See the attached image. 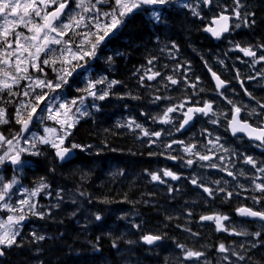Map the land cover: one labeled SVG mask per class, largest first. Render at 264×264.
<instances>
[{
    "label": "trees",
    "instance_id": "1",
    "mask_svg": "<svg viewBox=\"0 0 264 264\" xmlns=\"http://www.w3.org/2000/svg\"><path fill=\"white\" fill-rule=\"evenodd\" d=\"M249 7L254 13V26L247 33L240 35L242 36L240 41H252L264 52V0H251ZM169 15L166 18V27L155 26L144 15H134L123 30L122 40L120 37L113 40L116 48H119L128 58V62L125 64V59H119L118 66L111 65L112 70L114 68L118 70V72L115 71L117 73L115 81H119V83L112 86L109 91L110 102L113 98L119 101L129 92L137 97V91H142L141 99L143 100L152 98V95L145 94V90L154 89V86L146 80L142 82L141 87L134 71L136 69L145 70L148 67L145 64L146 59L152 57L157 62L160 61L154 65L158 72L160 68H164L160 71L162 73L169 72L172 63L161 55L159 49V43L165 39L176 38L180 50L195 68L189 71L193 74H207L200 59L212 57L219 50H224L222 45L208 40L200 32V27L195 22L188 21L182 16ZM159 37L162 39L161 41L158 40ZM141 60L140 64H135ZM47 71L49 72V69ZM144 83H147L148 86H143ZM99 86L100 90H105L104 84H99ZM15 98L16 95H9L8 91L0 92V108L6 110L7 118L11 123L14 116ZM119 105V102L116 105L110 103L107 113L99 117L103 126L82 123L74 132L80 143L92 140L98 145H102L101 153L99 152L96 158L93 157V160L82 159L86 162L77 165L80 160L78 157L73 162L58 166L53 151L47 146H38L36 152L39 154L32 158V166L26 167L20 177L23 184L27 186L42 179L50 182L58 179V182L63 181L73 189L80 190L84 196L89 198L92 204L91 208L105 217L104 222L85 233H81L80 228L74 226L72 220L68 218L42 224V232H46L51 240L35 243L26 238L19 240V246L12 251L15 253H8L5 264H122L123 256L121 253H115L113 244L118 247L119 237L116 236L124 232L117 225L111 229L109 223L113 222L112 208L124 205L123 202L129 199L133 208L144 214L145 211H151V209H147L143 204L151 199L142 189H139L141 186L134 177L128 178L125 183L120 182L119 170L114 176V173L110 172L109 166L115 161L124 171L133 170L137 173L141 167L143 171L148 172L152 162L149 158L151 152L144 149V153L138 154L133 145L127 142L125 135L114 126V117L121 110L120 107H117ZM141 109L146 110V104H143ZM15 127L16 125L13 128L17 130ZM121 148L123 155H120ZM11 176L10 168L0 169V181L3 183H7ZM164 201L166 199L160 197V203L153 204L157 219L154 226L161 229L164 236L169 237L170 234L178 232L181 223L179 219H176L177 215L163 204ZM144 215L149 220V216ZM143 228H138V230L145 231ZM133 240L136 241L137 238L133 237ZM160 254L162 256L153 264H166L174 258L172 253ZM245 256L247 264H264V257L262 260L251 259V253H247ZM151 257L149 253H136L134 259L139 264H152Z\"/></svg>",
    "mask_w": 264,
    "mask_h": 264
},
{
    "label": "snow or ice",
    "instance_id": "2",
    "mask_svg": "<svg viewBox=\"0 0 264 264\" xmlns=\"http://www.w3.org/2000/svg\"><path fill=\"white\" fill-rule=\"evenodd\" d=\"M110 0H96L95 4H91V0H89V3L91 4V8L84 7V0H78L77 7L83 8L84 12H89L95 10V15L88 19L86 21V18L84 15H70L68 17V22H60L61 17L64 15V10L68 7V0H0V17L3 18V24L0 25V41L3 42V45L7 49L13 48V43L15 44V49L11 52L5 51L2 55H0V64L9 65V58L12 56L16 57L15 61V74L8 73L4 69H0V71H4L5 75L8 77L9 80H11V83L0 80V92H3L4 90H8L9 95H21L19 92H12L11 88L13 84H18L19 80L25 79V80H31L32 83L27 85V88L31 90H25L22 95L23 97H29L28 101L22 102L20 107L17 108V123L21 124V133L28 131L29 124L32 123L33 116L37 114V110L40 109V105L43 104L48 99V93L44 91V89H48L50 91H55L56 89H60L63 85H66L69 83L68 77L72 75V72L75 71V68L80 66L79 61L84 59L85 57H95L96 56V50L102 44L105 39L114 32L115 29L118 28L121 24L124 23V20L126 17H129L135 13L140 12L141 10L145 9V6H165L170 3H175L176 0H114V6L112 7L111 11L109 12H100L99 9L96 8L97 4H108ZM212 2V0H203V3L205 5H208ZM235 7L233 8V14L237 20H243L244 24H248V20L245 17H242L239 9L242 8L244 5L241 3V0H234ZM39 5H43L44 8L39 7ZM55 5L54 10L52 11H45V8H49ZM184 7H188L187 4L184 5ZM43 12V15L41 13ZM194 15H199V13L195 12L193 10ZM16 16L15 19H9L10 16ZM153 16H156L157 19L159 17L156 15L155 12H153ZM33 17L40 18L39 23L36 22ZM106 18L105 22H101V18ZM231 17L228 15L221 14L219 17H214L211 21V25H215L217 27L207 26L204 28V31L209 32L213 37L216 39H219L224 32H228L230 30V21ZM254 22V21H253ZM23 25L27 28L29 33H32V35H24L22 32H16L15 29L19 26ZM85 27L88 28L89 31L83 32V33H76V35H82L84 37V40H82L79 44L76 45V50L73 51L71 47L70 42L63 41V37L68 34L69 31H74L76 28ZM235 27H240V24H236ZM92 29H95V31H92ZM55 33V36H52L51 34ZM14 35V41L9 40V36ZM25 41V42H22ZM61 43H65L68 46L66 49L61 50V56L63 59H61V63L65 65H71V62L73 60L77 61V64L71 65V67H62L57 71V69H53L54 71H57V82H53L52 80L47 79H33V77L28 74V66L30 65L33 69L43 73L44 69L40 66L37 61L40 58L41 53H47L50 49V45H59ZM87 45V47H85ZM175 47V45H173ZM239 48V46H237ZM34 49V51H33ZM240 51L243 52L245 56L249 57H256V52L253 51L251 48H239ZM65 52L67 55H65ZM27 53V56L24 54ZM261 61H264V55H261L259 58L254 60V63H259ZM49 60L45 59L43 60L44 65L49 64ZM55 63V61H52ZM149 64L153 63L152 59H149ZM23 65V67H22ZM207 66V65H206ZM208 71L211 73L213 80L216 84V91L217 94L222 98L227 100L228 104L232 105V115L231 118L228 120V128L231 129L232 134L236 135L238 132L245 133L250 139H254L257 141H260L261 144H264V125L261 126H252L249 124L246 120H242L240 118V113L242 111L241 107H238L232 100L228 99L224 96L223 92L220 90L222 88L226 87V81L221 80V78L217 75L216 72H214L210 67L208 68ZM63 73V74H61ZM147 73H151V75H148ZM161 74L159 72H152V69H147L146 77L148 80H153L157 76H160ZM46 76V73H45ZM237 78H239V73H237ZM144 77H141V80H143ZM166 79L172 84L175 85L178 83L177 79L173 78L172 76L166 77ZM199 82V79L197 78V83ZM106 83L105 79H100L95 82H90L84 89H81L82 92L86 93L87 96L92 97L94 100H105L109 96L108 90H101L99 94L95 91L97 84H104ZM119 83V81H111L107 82V88L110 90L112 86ZM243 86V85H242ZM189 87L196 88V84H190ZM36 88H40L41 91L39 93L35 92ZM200 91H203L201 89ZM246 94L250 95V93ZM31 93H35L34 96L31 95ZM192 95H197V93H193ZM134 99L136 97H133ZM84 96H81L79 99V104H84ZM161 99L160 96H156L155 100L159 101ZM77 100H72L71 105L61 103L59 105V109H64L63 114L59 111V109L56 111L55 116L60 117L63 115L62 120H57V123H60L62 128L66 125L67 128H71L74 126V124L77 122L75 115L72 117H69L68 113L71 111V106L77 105ZM200 102L199 101H191L189 99H185L181 103L177 104L174 107H168L166 108L163 117L159 120L160 123L168 124L170 123L169 114L174 113L178 110H182L185 108L186 104H190L192 106L187 107L186 111L182 112V115L184 117L182 123L179 125V128H177V131L180 129H183L185 125L189 124V122L193 119L195 114H201L204 116H208L211 114L212 116H216L217 113L213 111V103L211 101H204L203 106H197ZM261 108H264V104L260 105ZM41 112H43L45 109H40ZM46 111L49 113L48 118H52V106L49 103L46 105ZM77 112L80 113L81 116L87 115L88 113L86 111H81L80 108L76 109ZM23 113L27 114V119L23 118ZM250 115L252 113H249ZM227 115V114H223ZM6 117V110L4 108H0V123H8V120ZM71 120V123L69 122ZM211 123L215 124L218 122V120H211ZM135 126L136 129H140L145 136H154L159 140L162 133L160 131L155 132H149L148 130L144 129L142 125L137 124L134 120H130L127 124L121 125L123 127L132 128V126ZM46 132L54 131V129H46ZM65 135L59 136L57 140H49L46 136L40 138L41 143L50 144L53 148L56 149V155L59 157L60 160H64L68 153L71 151V149L81 148L80 145L73 144L71 146V149L67 147H62L64 144V140L66 139L67 133L65 128ZM211 135V133H209ZM23 137L18 133L16 136H14L12 139H8L4 137L3 135H0V145H9L11 146L13 144V140L19 141V139H22ZM58 141V142H57ZM220 141V137H215V141H209V143H212L215 147L216 144H218ZM28 142L27 140L25 141ZM155 142V141H153ZM184 144L183 141L174 140L171 143L167 144L166 148H171L172 144ZM33 147L35 145L33 144ZM196 147V145H188L184 146L183 151L187 154H193V149ZM220 147L223 149V145H220ZM28 151V149H25L23 147H20L18 150L12 154L13 149L9 148L7 151H4L2 155H0V165H3L5 161H10L12 165H20L22 163L20 159V154ZM224 151H227V149H224ZM32 155H38V152L31 153ZM199 160L201 161H208L211 159V157L207 154H200L199 152L194 153ZM168 159H176V157H173L171 155L167 156ZM246 163L251 164L253 167H256L255 161L251 157L246 158ZM194 163L192 159H188L186 161V164L188 166H191ZM211 167H217L216 164L210 165ZM259 172L264 173V167H261L258 169ZM163 177H169L172 180H177L180 177L175 174L174 172L170 170H163ZM227 174L229 176H232V172L228 171ZM151 180L153 182H159V183H165V181L161 178L160 174L157 173H150ZM194 185L198 187H203V191L208 193L210 196L213 195V190L204 187L203 185L197 184V180L195 178L191 181ZM17 183L15 179H13L9 183H3L0 181V202L2 203V206L9 212H19L20 214L18 216L10 215L7 217L6 222H0V246L5 247H11L14 243H16V237L19 235V228L15 227L16 225H20L25 219L28 213L31 215L39 216L40 218H43L44 214L41 212H38L37 204L34 203L31 199H20L18 201V208H14L8 203H6L7 200L11 198L10 196V190L13 188V186ZM48 185L41 182V184L34 190L28 193L29 197H35L38 195V193L44 189L47 188ZM255 189L260 191L261 193H264V184L261 183H255ZM220 191H224V189H219ZM83 195V193H82ZM232 193H228V196H231ZM254 200H259L256 197H253ZM106 202V201H105ZM25 208L28 209V212H25ZM238 214L242 216H248L253 218H259L261 221H264V211H258L253 210L251 208L242 207L237 209ZM190 215V213H189ZM96 220H101L100 215H96ZM229 218L227 216H221L219 214L214 215H205L201 217V221H211L216 224L217 231H226L227 229L222 224V221L228 220ZM188 230V229H185ZM231 234L234 235H248L246 232H236L232 231ZM193 235H196V233H193ZM256 237L260 236V233L254 234ZM163 237L160 235H145L143 236V241L147 244H152L156 241L161 240ZM37 240H43V236H37L35 237ZM115 247V244H113ZM255 246V245H253ZM182 250H184L183 245H178ZM218 251L220 253H228V248L224 244H220ZM0 255H3V251H0ZM204 254L199 251H192V250H186L185 252V259L190 258H196L199 259ZM232 255L237 256L238 259H243L244 257L233 252ZM227 259V256L224 257Z\"/></svg>",
    "mask_w": 264,
    "mask_h": 264
},
{
    "label": "rangeland",
    "instance_id": "3",
    "mask_svg": "<svg viewBox=\"0 0 264 264\" xmlns=\"http://www.w3.org/2000/svg\"><path fill=\"white\" fill-rule=\"evenodd\" d=\"M78 1V0H77ZM184 0H176L175 3H170V6H174V5H178L179 8L184 7V3L182 2ZM86 2V0H84V3ZM96 0H91V4H95ZM77 4V2H76ZM114 6V0H110V2L108 4H97L96 8L100 10V12H109L111 10H105L106 8H110ZM39 7L44 8L42 6L39 5ZM55 7V5H53L51 8ZM48 8H45V11H48ZM221 10H229V6L228 4L224 3V1L222 0V5H221ZM92 14H87L84 12V16L86 18V16H88L87 19L92 18L95 15V10L91 11ZM41 15H43V12L41 13ZM157 15V14H156ZM156 17V16H155ZM16 16H10L9 19H15ZM33 19L36 20L37 23L41 22L40 18L37 17H33ZM106 18H101V22H105ZM3 24V18L0 17V25ZM120 26H118L119 28ZM88 28L85 27H81V28H76L73 32L77 33H82L84 30H86ZM79 30V31H78ZM95 31V29H92V31ZM116 30V29H115ZM16 32H22L24 33V35H32V33H29L27 28L24 27L23 25L17 27L15 29ZM52 36H55V33L51 34ZM75 35L71 34L70 37H66L64 36L62 39L63 41H68L70 42L71 40H73V42L71 43V47L73 49V51L76 50V45L79 44L77 43V39L74 38ZM14 35L9 36V40L14 41ZM25 42V41H22ZM76 42V43H75ZM27 43V42H25ZM68 45L65 43H61L59 45H50L49 46V51L47 53H41L39 60L37 61V63L40 64V66L44 69V72L41 73L35 69H33L30 65L28 66V74H30L33 79L39 78V79H47V80H52L53 82H57V71H54L51 73V75H48L45 71V67H47V65H44L42 62L43 60L47 59V57L49 56L50 53L56 55L55 58H57L59 61H61V59H63V57L61 56V50L62 49H66ZM13 49H15V44L13 43V48L12 49H7L4 45L3 42L0 41V55H2L5 51L7 52H11L13 51ZM34 51V49H33ZM25 56H27V53L24 54ZM65 55H67V53L65 52ZM242 56L245 58H250L249 56H245L242 52ZM15 61H16V57L12 56L9 58V65H4V64H0V68L4 69L5 71H7L8 73H12L15 74ZM77 63V61L73 60L71 62V65ZM60 64H62L60 62ZM65 68L67 67H71V65H65L63 64ZM23 67V65H22ZM58 70L61 68H57ZM154 72V71H152ZM46 73V76H45ZM63 74V73H61ZM88 74V73H85ZM80 75L79 76V80L81 81L80 83H87V75ZM148 75H151V73H147ZM146 76V74H145ZM69 78V77H68ZM147 78V77H146ZM0 80H5L9 83H11V80L8 79V77L5 75V73H0ZM152 82H154L153 84L155 86L158 87H163L166 86L167 81H162V80H158V78H155L152 80ZM32 81L31 80H25V79H21L19 80L18 84H13L12 88L18 87L21 90V94L25 91V90H29L31 92L30 89L27 88V85L31 84ZM89 83V82H88ZM22 85V87H21ZM75 85V86H73ZM66 84L63 85L60 89H56L54 92L50 91L48 89H44L45 92L48 93V99L44 102V109H46V105H48L49 103L52 106L53 112H52V118H48L49 117V113L46 111L45 115L42 116L45 120L48 121H41L39 123V128L41 129V131L39 132L37 131H32L28 137L24 138V139H19V141L13 140V144L11 146L9 145H0V155H2L4 153V151H7L9 148L13 149L12 154H14V152L16 150H18L20 147H23L25 149H28V151H25L23 153L20 154V159L22 161V163L20 165H12L10 163V161H5V163L3 165H8L11 166L14 170L19 171L23 168L24 164H25V159L23 157V155L25 154H31L32 153V145L33 143H35L36 141H40V138L42 137H47L49 140H57V138L59 136H63L65 135V128L67 133L71 132V128H67V126L65 125L64 128H62L60 123H57V120H62L63 119V115H61L60 117H56L55 113L56 111L59 109V105L61 103H65V104H69L71 105V101L72 100H77L76 96H72V94L78 90V85L77 84ZM83 86V85H82ZM11 88V89H12ZM41 91L40 88H36L35 92L39 93ZM32 96L35 95V93H31ZM179 98L181 97V94L178 95ZM88 98H90V96H88ZM29 99V97H23L22 95V99L19 100L17 107H16V113H17V108L20 107L22 102H27ZM181 100H185L180 98ZM77 108H80L82 111V106L79 104V101L77 103V105L75 106H71V111L68 113L69 117H72L73 115H75L76 117V121H77V117H78V112L76 111ZM59 111L61 112V114H63L64 109H59ZM162 114V113H161ZM164 115V114H163ZM163 115H159L160 118H162ZM144 117V116H143ZM6 118V117H5ZM154 120L152 121L153 123L157 124L160 123L157 117L153 118ZM48 122L53 124V126H44V123ZM69 122L71 123V120H69ZM124 122V121H123ZM1 125H3V123H0ZM5 124V123H4ZM46 129H54V131L51 132H46ZM17 133L11 134L10 136H5L8 139H12L14 136H16ZM68 136V134H67ZM67 136L66 139L64 140V144L62 145V147H64L67 143ZM28 141L27 143L25 141ZM58 142V141H57ZM41 143V142H40ZM45 144V143H42ZM48 146H50L51 148H53L50 144H46ZM54 150H56L55 148H53ZM210 168V167H208ZM17 181V183L13 186V188L10 190V196L11 198L9 200L6 201V203H8L9 205H11L14 208H18V201L20 199H31L34 203L37 204V211L41 212L44 214L43 218H40L39 216L36 215H31L30 213L27 214L26 219L20 224V225H16L15 227L19 228V235L16 237V242L19 238L21 237H29L31 239V241L33 242H37L39 240L35 239V237L37 236H43V233L40 232V229L37 228V225H35V222H44L47 220H62L63 218H68V219H73L74 220V224H78L80 226H82L83 230L80 231L81 233H85L87 229H89L91 226L96 225L97 223H99L101 220L97 221L96 220V215L94 212H92V209H90L89 207L86 206L85 203H82V199L80 198V193L74 191L73 189L68 188V186L66 184H63V182H54V183H48V181L46 180H41L38 183H36L35 185H32L31 187H24L20 184V180L18 177L13 178ZM12 179V180H13ZM11 180V181H12ZM10 181V182H11ZM41 182H43L44 184H47L48 187L42 189L37 196L35 197H29L28 193L31 191H34L40 184ZM255 183H257V179H254V182L252 186V188L255 190ZM74 197V198H73ZM3 202H0V222H6L7 221V217L10 215L13 216H18L20 213L19 212H9L7 211L3 206H2ZM64 205V206H63ZM60 209H65V212L60 213L59 215H57V212L60 211ZM116 209V210H115ZM112 210V214L113 217L116 219H120L125 221L128 224L133 223L136 220V215L132 212H126L124 211L122 208H115ZM25 212H28V209L25 208ZM155 213V212H154ZM87 215V216H86ZM126 216V217H125ZM56 217V218H55ZM241 227V226H240ZM85 229V230H84ZM240 229V228H239ZM81 230V229H80ZM0 231H2V229H0ZM15 243L12 245L14 246ZM11 246V247H12ZM164 245H161L160 247H158L157 249H154V253L158 254L159 253V248H163ZM0 248H6L9 249L10 247H5V246H0ZM36 251V250H35ZM28 252H30V250H28ZM225 255L227 256V259H225ZM220 260H222L223 262H227L228 264H239V262H236L234 260V257L231 254L228 253H221V257ZM187 263H193V264H210V259L206 258H190V259H186ZM3 264V262L0 260V264Z\"/></svg>",
    "mask_w": 264,
    "mask_h": 264
},
{
    "label": "flooded vegetation",
    "instance_id": "4",
    "mask_svg": "<svg viewBox=\"0 0 264 264\" xmlns=\"http://www.w3.org/2000/svg\"><path fill=\"white\" fill-rule=\"evenodd\" d=\"M124 60V58H123ZM227 93V92H226ZM221 98V97H220ZM213 103V106L215 109L222 103L219 102L217 99L215 101H211ZM262 104H264V100L262 101ZM185 109V108H184ZM232 109V107H231ZM263 113L262 108L261 110H258L255 114L257 121L255 120V125L256 126H261V119H263ZM260 115V117H258ZM170 123H168L167 130L165 131L167 137L157 138L155 137V140L152 139L150 136H147L145 138V141L151 145L156 151H164L167 152L169 155L176 157V159H169L168 164L166 165V168L164 170H170L177 174L180 178L177 180H172L171 181V187L172 191L176 192L178 190L179 184L181 183V179H184V176H182L183 173H186L188 165L186 164V161L188 159H192L194 161L193 164L197 166L198 164L201 165V161L198 159V157L194 154L196 152H199L200 154H204V142L202 140V137L200 135V129L203 126L209 125V127H213L214 124L210 122L209 118H206L204 115H199L197 116L194 127L190 129V131H187L186 133L176 135L175 131H169L171 128V125H177L180 123L181 116L177 114L176 112L170 113ZM175 117V119H174ZM230 119V114L226 117L225 120L220 121L218 123V127L225 131L227 129L228 125V120ZM169 135V138H168ZM225 137V139L223 138ZM222 139V145H223V151L224 149H227V151L221 152L222 154L226 153V156L229 157L230 160H243L248 153L255 154L256 157H261L264 156V145H262L260 148L263 149V152L258 151L257 147L259 145L255 144H250L248 143L247 140L245 139H235L231 136H229L228 133L225 132L224 136ZM167 138L169 140L168 143H164L167 141ZM143 139H140V142ZM174 140H179L183 141L184 144H172L171 148H166L165 146L169 143H171ZM136 141V139H135ZM155 141V142H153ZM196 145V147L193 149V154H187L183 151L184 146L188 145ZM239 148H243L246 150L247 153H242L240 152ZM229 176V175H228ZM229 178H234L233 175L229 176ZM220 183V182H219ZM218 183V184H219ZM201 185V184H199ZM203 186H208V188L213 190V195H209L208 193L203 191V187H198L196 188L198 195L196 201H190V203H187L188 208L185 211L186 216L191 218V222H189L188 230L186 231V236L189 237L190 239H199L202 241H208L210 243H214L215 239L217 238H222V239H227L231 238L229 235H227L226 231H217L216 229V224L214 222H204L201 221V217L205 215H214V214H219L221 216H224L220 209L218 208L217 202L221 200L222 196H218V190L216 188H220V185L214 186L211 184H206L202 183ZM231 189L235 188L234 192H237V186L231 185ZM186 188L189 189V180H186ZM234 201H238V196H234L232 198ZM263 205V208L256 207L255 205H250L253 210H258V211H264V202H261ZM155 205V204H154ZM261 205V204H260ZM193 206V209L190 210L189 207ZM234 207H231V217L228 220H225V222L230 221V225H232L233 222L239 221V217L236 214H233L234 208H237V204L233 205ZM237 211V210H236ZM190 213V215H189ZM226 216V215H225ZM222 224L224 227L227 229L225 226L224 221H222ZM193 233H196V235H193ZM214 252V250H212Z\"/></svg>",
    "mask_w": 264,
    "mask_h": 264
},
{
    "label": "water",
    "instance_id": "5",
    "mask_svg": "<svg viewBox=\"0 0 264 264\" xmlns=\"http://www.w3.org/2000/svg\"><path fill=\"white\" fill-rule=\"evenodd\" d=\"M216 27H217V26H216ZM224 33H226V32H224ZM191 122H192V120L189 122V124L185 125L184 128L181 129V130H185L186 128H188V127L190 126ZM28 130H29V128H28ZM26 133H27V131L24 132V134H26ZM66 157H68V156H66ZM65 159H66V158H65ZM65 159H64V160H65ZM157 242H158V241H156V242H154V243H152V244H148V245H154V244H156Z\"/></svg>",
    "mask_w": 264,
    "mask_h": 264
},
{
    "label": "bare ground",
    "instance_id": "6",
    "mask_svg": "<svg viewBox=\"0 0 264 264\" xmlns=\"http://www.w3.org/2000/svg\"><path fill=\"white\" fill-rule=\"evenodd\" d=\"M255 6V5H254ZM79 31V30H78ZM94 31V30H93ZM246 41V40H245ZM22 87V85H21ZM106 128V127H105ZM93 131V130H92ZM23 175V174H22ZM54 178V177H53ZM24 180V179H23ZM35 182V181H34ZM23 183V182H22ZM74 198V197H73ZM112 200V199H111ZM98 204V203H97ZM64 206V205H63ZM116 210V209H115ZM87 216V215H86ZM126 217V216H125ZM56 218V217H55ZM60 221V220H59ZM68 227V226H67ZM61 230V229H60ZM63 230V229H62ZM85 230V229H84ZM82 231V230H81ZM96 232V231H95ZM90 233V232H89ZM113 236V235H112ZM118 238V237H117ZM111 246V245H110ZM84 247V246H83ZM85 248V247H84Z\"/></svg>",
    "mask_w": 264,
    "mask_h": 264
}]
</instances>
